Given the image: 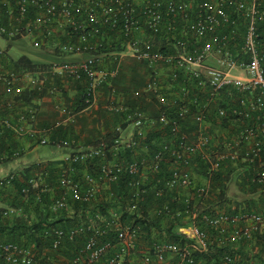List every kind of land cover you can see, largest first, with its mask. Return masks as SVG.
Segmentation results:
<instances>
[{
  "label": "built area",
  "instance_id": "built-area-1",
  "mask_svg": "<svg viewBox=\"0 0 264 264\" xmlns=\"http://www.w3.org/2000/svg\"><path fill=\"white\" fill-rule=\"evenodd\" d=\"M0 36L88 55L30 68L0 51V137L71 147L72 140L51 141L50 134L99 106L120 116L112 138L104 134L62 160L54 183L45 163L28 181L36 202L48 195V210L71 220L43 230L49 251L72 244L64 264H258L252 257L256 237L264 238V208L210 214L202 202L226 162L264 156V0H0ZM125 59L143 68L140 96L154 114L118 96L113 82ZM74 82L83 89L79 111L74 98L62 99ZM25 92L38 98L22 105ZM44 100L58 120L39 128ZM256 171L264 184V162ZM12 180L0 179V188ZM181 190V200H158ZM26 210L33 214L29 205H0L4 218ZM37 255L33 246L0 241V264H39Z\"/></svg>",
  "mask_w": 264,
  "mask_h": 264
},
{
  "label": "trees",
  "instance_id": "trees-1",
  "mask_svg": "<svg viewBox=\"0 0 264 264\" xmlns=\"http://www.w3.org/2000/svg\"><path fill=\"white\" fill-rule=\"evenodd\" d=\"M43 49V48H41ZM45 50V49H43ZM110 51V49H109ZM10 61L13 62L12 59ZM17 63L24 64L30 68L34 67H47L50 65H36L32 64L27 58L21 57L16 61ZM15 64V62H13ZM144 76L145 74L143 73V68L141 65L136 64L133 60L131 59H125L121 63V68L120 72L117 77V82H120L123 85L126 86V89H124L127 93H130V89L135 91L136 96L139 97L142 88L144 86ZM114 86L116 87L115 82H113ZM72 85L75 87L76 92H75V103L74 106H72V109L79 111L80 109L83 108V105L81 103L80 98L83 96V89L82 87L78 86L77 83H72ZM117 88V87H116ZM118 89V88H117ZM118 96L122 95V92L120 89H118ZM106 92V89H104ZM135 97V101H140V105H137L141 107V110L147 111L148 106L150 105L148 102H145L144 98H137ZM38 98V94L36 92H25L20 98H18L23 105L25 103H30L31 100ZM71 100V99H70ZM149 105H148V104ZM136 104V103H135ZM132 107V106H131ZM114 116L115 122L113 124V127L117 125L120 122V116L111 114ZM79 121V120H78ZM112 127V129H113ZM122 127H125L122 126ZM57 132V133H56ZM55 133L58 134V137H65L61 136L62 130L59 128L57 129ZM109 139L112 138L113 132L108 134ZM10 138V135L8 133H5L0 137V166L4 163H7L9 161L15 160L19 156L22 155V150L19 148L13 147L12 144H9L7 140ZM65 139V138H64ZM151 139L147 140V143H150ZM17 151L18 155L13 156V153ZM261 162H264V156H262L260 159H258L254 164H248V163H241L238 162L236 165H233L231 162H226L224 164V168L222 167L221 170L216 172L214 174L213 179L211 180V187L209 190V194L206 200H203L202 202V208L205 212H208L210 214H215L217 212H224L229 215H234V214H240L244 212H250V211H255V212H260L263 210L259 209H252L251 205H256V201L253 199H250V201H246L245 205L240 206L239 204H234L231 205L229 202V205H227L226 208H223L220 206V204L224 205L226 202L225 198V192H226V184L228 182V178L230 174H232L236 170L243 171L242 175V184L246 186V192L248 194H256L257 192L262 194V198H259L258 200L260 202H264V184H259L256 179V173H257V168H259V164ZM48 166V170L50 172L49 178L47 181H52L54 183V172L57 170L58 163L59 162H44ZM44 165L43 163L39 164H33L31 166L25 167L22 170L12 174L13 180H12V185L11 188L15 189V195L14 197L10 198V200H6L8 205L10 207H19L23 206L25 209L29 206H32L33 208V214H27L26 210V216L20 217V218H7V217H2L0 214V241H7V242H13L17 243L22 246H27V247H34L35 251H38L37 258L40 260V264H48L54 257L51 251L48 250V245H49V238L44 237V232L43 230L47 226H53L55 228H64L69 223L71 220L66 217V216H57L55 214H52L48 210V204H49V196L44 195L41 199V202L38 203L35 201V198L33 197V191L35 188L29 187L28 181L30 178L33 176L34 171L40 166ZM120 187L116 188L114 187L115 193L118 194L121 192V189L124 186V181H121L119 183ZM29 187V197L26 199L28 202L25 204L22 202L25 198H23L21 195L22 189L28 188ZM4 188H0V201L2 200V193L4 192ZM186 192L185 191H177L173 192L170 195L168 193L164 195L161 199L158 200H173L174 197H177V200H181L182 198H185ZM114 200V199H113ZM147 200H154L152 196H148ZM193 202H200V200H195V198H192ZM192 202V203H193ZM215 205L217 206L218 210H224V211H216ZM169 239H174L173 236H170ZM255 245L258 246L259 250L254 256L252 257L253 260L258 262V264H264V238L263 237H256V240L254 241ZM68 246H72V244H67ZM61 251V250H60ZM231 252L229 248H224V249H219L218 254L222 253H229ZM242 254H246L247 252L243 251V248L240 250ZM214 257V255L212 256ZM207 261H210V257L206 258Z\"/></svg>",
  "mask_w": 264,
  "mask_h": 264
},
{
  "label": "rangeland",
  "instance_id": "rangeland-1",
  "mask_svg": "<svg viewBox=\"0 0 264 264\" xmlns=\"http://www.w3.org/2000/svg\"><path fill=\"white\" fill-rule=\"evenodd\" d=\"M0 51L5 52L7 56L13 61H17L21 57H25L32 64L36 65H54L66 62H78L88 58V55L56 53L53 50H43L37 48L31 43V39L28 37L13 39L3 38L0 36ZM131 131L132 127H128L127 133H130ZM71 151V148L67 146H56L52 144L35 145L34 147L24 151L22 155L15 160L2 164L0 166V179L5 178L10 174L16 173V170L20 167L25 168L33 164L55 162L57 160L64 159L71 153ZM242 175L243 171L240 170H236L232 174H230L228 182L226 184V202L224 203V205L220 204V206L226 208L229 203L231 205L237 203L242 206L245 205L246 201H250V199H253L256 201V205L250 204L252 206L251 208L254 210L256 208L261 210L264 207V202L262 203L258 199L262 198V194L258 192L256 194H248L246 192V186L242 184ZM3 190V203H6V200H10V198L14 197V195L16 194L15 189H12L11 187L4 188ZM217 206L215 205L216 211H224L218 210ZM72 249V246L66 245L57 254L52 253L54 255V258L48 264H64V260L68 259ZM39 261L38 263L40 264Z\"/></svg>",
  "mask_w": 264,
  "mask_h": 264
},
{
  "label": "crops",
  "instance_id": "crops-1",
  "mask_svg": "<svg viewBox=\"0 0 264 264\" xmlns=\"http://www.w3.org/2000/svg\"><path fill=\"white\" fill-rule=\"evenodd\" d=\"M143 73L145 74L144 70H143ZM145 80H146V76H144V82ZM114 82L116 84V87L120 89V91L122 92L123 102L129 106H132L133 108L137 107L141 109V107L137 106V105H140L139 104L140 101H137V100L135 101L136 99L135 97H137L135 91L130 89V93H127L124 90L126 89L125 85L122 86V84L120 82H117V80H115ZM75 92H76L75 87L72 84L68 85L62 99L64 100L66 99L65 101H70L71 98L75 97L74 96ZM101 93L103 95L106 94L104 90H102ZM139 97L140 99L142 98L140 95ZM145 102L147 101L145 100ZM102 103L103 101L101 100L100 104L102 105ZM67 105H68V102H67ZM147 112H149L150 114H154V110L151 105L148 106ZM94 113L95 115L90 118L81 117V118H78L77 121L74 123L64 124L63 126L60 127V129L62 130L61 136H65V137H58L59 135L56 134L57 133L56 132L57 130H56L50 134L49 136L50 140L51 141L72 140L73 144L70 147L72 150L71 152L93 146L96 143V141L99 138H101L104 134H109L111 132L113 124L115 122L114 116L106 113L105 110L102 108V106H99V108L96 111H94ZM57 120H58V113L53 109L51 105V101L44 100L43 103H41V107L39 110L37 126L39 128L50 127ZM7 142L9 144H12L13 147H16L22 150V153L26 151L27 149H30L36 145V143L29 138L14 139L11 136L7 140ZM62 160L63 159H60V160H57L56 162H59L58 164H61ZM22 169L23 168L20 167L19 169L16 170V172ZM0 205L5 206V207L9 206L7 202L3 203L2 201H0Z\"/></svg>",
  "mask_w": 264,
  "mask_h": 264
}]
</instances>
